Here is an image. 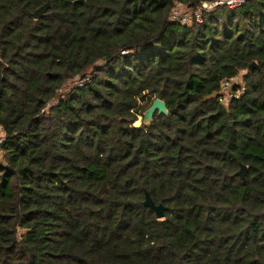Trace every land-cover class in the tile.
<instances>
[{
  "label": "trees",
  "instance_id": "trees-1",
  "mask_svg": "<svg viewBox=\"0 0 264 264\" xmlns=\"http://www.w3.org/2000/svg\"><path fill=\"white\" fill-rule=\"evenodd\" d=\"M202 1L0 0V264H264V0Z\"/></svg>",
  "mask_w": 264,
  "mask_h": 264
},
{
  "label": "built area",
  "instance_id": "built-area-1",
  "mask_svg": "<svg viewBox=\"0 0 264 264\" xmlns=\"http://www.w3.org/2000/svg\"><path fill=\"white\" fill-rule=\"evenodd\" d=\"M247 0H203L201 5L195 9H190L185 4L176 5L170 15V19L173 22H177L181 25H190L193 21L201 23L205 13H208L218 7H228L235 9L243 6ZM185 10V11H184ZM89 78H87L88 80ZM86 80V81H87ZM85 81L80 80L77 82V86H84ZM233 82L224 80L221 83L220 92L222 95V101L228 104L230 101L239 99L241 91H234L232 89ZM6 140V134L2 126H0V145Z\"/></svg>",
  "mask_w": 264,
  "mask_h": 264
},
{
  "label": "water",
  "instance_id": "water-1",
  "mask_svg": "<svg viewBox=\"0 0 264 264\" xmlns=\"http://www.w3.org/2000/svg\"><path fill=\"white\" fill-rule=\"evenodd\" d=\"M78 1L82 2L83 0H78ZM49 7H50V2H47L41 8L36 10V12L34 13L35 19L43 18L45 13L48 11ZM253 68H254V64L251 66L250 69L252 70ZM155 113L164 114V115L168 114L167 105L163 100L161 99L154 100L151 107L145 112L144 114L145 125H150L152 123ZM247 173H248L247 166L241 164L240 170L237 172V176L241 177L242 179H245ZM144 206L150 208L155 213L158 220L165 218L167 207L164 206L163 204L156 205L150 193L147 191H145Z\"/></svg>",
  "mask_w": 264,
  "mask_h": 264
},
{
  "label": "rangeland",
  "instance_id": "rangeland-1",
  "mask_svg": "<svg viewBox=\"0 0 264 264\" xmlns=\"http://www.w3.org/2000/svg\"><path fill=\"white\" fill-rule=\"evenodd\" d=\"M185 11V10H184ZM246 72H241L239 77H237L236 79H234V84L233 85H240L242 86L241 84H243L241 78L243 77V75L245 74ZM142 120L143 118L142 117H139V120L137 122H139V125H137L136 123L134 124L136 127H139L142 125ZM0 158H1V153H0Z\"/></svg>",
  "mask_w": 264,
  "mask_h": 264
},
{
  "label": "bare ground",
  "instance_id": "bare-ground-1",
  "mask_svg": "<svg viewBox=\"0 0 264 264\" xmlns=\"http://www.w3.org/2000/svg\"><path fill=\"white\" fill-rule=\"evenodd\" d=\"M136 124L139 125V122H137Z\"/></svg>",
  "mask_w": 264,
  "mask_h": 264
}]
</instances>
